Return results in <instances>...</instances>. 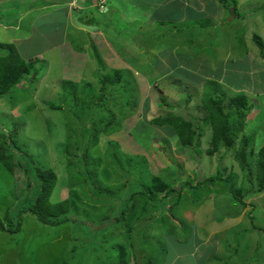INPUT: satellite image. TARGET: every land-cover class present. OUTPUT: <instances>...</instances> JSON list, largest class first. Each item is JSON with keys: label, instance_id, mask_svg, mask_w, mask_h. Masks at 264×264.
Wrapping results in <instances>:
<instances>
[{"label": "rangeland", "instance_id": "rangeland-1", "mask_svg": "<svg viewBox=\"0 0 264 264\" xmlns=\"http://www.w3.org/2000/svg\"><path fill=\"white\" fill-rule=\"evenodd\" d=\"M56 1L68 0H0V43L13 44L32 64L31 73L0 98V134L10 132L20 148L14 173L0 161V264H66L69 257V264H264V191L253 192L256 180L234 157L248 136V162L255 169L253 149L264 145V96L241 92L254 110L228 152H209V122L193 147L180 146L177 135L151 124L171 111L206 122L201 99L213 80L264 90V66L251 72L254 66L238 58L255 34L264 40V0H237L236 13L231 7L221 17L219 0H98L94 9L81 12L79 23L67 7L43 9ZM212 20L218 24L183 35ZM242 67V75L233 73ZM116 69L126 84L104 85L102 79ZM227 87L222 89L228 95L237 94ZM24 154L57 175L51 202L69 200L86 225H45L25 211L21 233L8 232L18 221L20 203L31 197L29 174L19 164ZM134 154L147 158L143 174L162 177L173 192L157 208L148 205L130 231L114 223L115 233L99 237L97 229L119 217L121 198L134 190L130 186H141L143 177L133 176L132 158H125ZM90 158L94 166L101 159L98 179L105 185H124L115 191L120 200L93 193L99 184L86 177ZM112 165H120L122 177ZM220 170L221 180L206 179ZM231 172L239 175L242 201L225 181ZM188 179L193 187L181 188Z\"/></svg>", "mask_w": 264, "mask_h": 264}, {"label": "trees", "instance_id": "trees-1", "mask_svg": "<svg viewBox=\"0 0 264 264\" xmlns=\"http://www.w3.org/2000/svg\"><path fill=\"white\" fill-rule=\"evenodd\" d=\"M220 4L225 8H233V12L237 11V0H219ZM254 44L259 47L264 55V40L263 38L255 34ZM0 47L5 49L6 52L0 54V98L1 96L8 94L22 77L29 75L32 69V64L27 63L26 60H23L19 54H17L16 47L13 44L9 43H0ZM153 69L157 67L154 63L151 64ZM159 70V69H158ZM157 70V76L159 72ZM104 85L113 84L117 85L119 83H125L123 78V72L120 69H116L115 73L108 74L102 79ZM76 87V86H74ZM223 85L216 80H213L212 84H209L208 89L204 92L201 99L202 109L206 112V122L198 120L199 123L193 121L192 119H187L181 114L176 112H168L163 115L157 116L151 122L154 127H158L164 130H169V133L172 135H177L178 144L184 147H193L198 142L203 126L209 122L211 127V136L210 143L212 148L209 150L210 153H215L220 150V148H225V151H230L234 148V144L238 139L241 133H244L247 123H249V115L254 110V106L248 104V99L245 94L237 93L234 95H228L227 92L223 91ZM77 94L76 90L71 91ZM74 97V96H73ZM165 105L169 104L164 100ZM169 107H173L170 105ZM209 119V120H208ZM171 131V132H170ZM99 133L94 134V139L88 144V147L85 149L84 156L86 158L90 157L89 149L97 142ZM3 135V136H2ZM248 136H243L241 139V145L238 149L235 150L234 157L239 163V167L243 172H249L248 175L251 178L255 179L257 186L253 185L254 193H261L264 191V145L258 150L253 149L256 153H253L255 157V169H252V166L249 161L251 157V144ZM20 148L16 146L15 141L12 139V134L10 132H3L0 134V161L8 169L10 173H14L15 164H14V154L15 151ZM250 150V152H249ZM114 160V157H112ZM125 158H132L129 162V167L133 172V176L141 175L143 177L141 186L138 189H135L128 195L126 198H121V206L119 217L117 216L108 227H102L97 229L95 234L100 237L104 235L110 237L112 233L117 231V228L111 229L114 223L124 226L130 231L132 223H136L138 220L144 217V211L148 205L155 206L156 208L162 205L169 194L173 192L172 185L165 181L162 177L158 175H152L149 172L143 174V165L147 164V158L144 155L134 154ZM83 163V162H82ZM91 158L88 163H84L85 174L87 178L95 177L96 181L99 184V187H94L93 193L100 197L105 195L107 197L119 198L120 195L116 194L115 191H122L124 188L123 184H118L114 186H107L98 179L97 168L101 164V159L98 160L96 166L90 164ZM118 163V162H117ZM19 164L24 169V172L29 174L31 181V197L24 202L20 203V209L18 211V221L14 227L8 229L13 235L20 234L22 231V219L23 213L25 211L34 215L39 222L45 225H61L66 222H72L74 226L86 225L87 221L85 218H82L80 214L74 215L73 207L74 205L69 200L60 201L58 203H52L50 198L56 184L57 175L50 169L42 170L39 169L36 164L24 154L21 157ZM88 164H90L88 166ZM114 173L118 174V177H122L120 174V165H117L118 169L112 165ZM96 172V173H94ZM223 172L220 170V173L215 176H209L208 180H221ZM205 179V180H206ZM239 179V175L231 172L226 178L225 181L228 183L229 191L234 197L242 201L243 197L241 196L242 187L236 188V180ZM181 184L192 186L189 179L186 182H181ZM133 189V188H132ZM166 192L164 196H161V193ZM33 197V198H32ZM176 202V201H175ZM178 203V201L176 202ZM175 203V204H176ZM104 220H106L104 218ZM123 222V223H122ZM77 224V225H76ZM0 228H3V223L0 218ZM109 229L107 232L105 230ZM4 229V228H3ZM126 229V230H127ZM1 232V230H0ZM101 233V234H100ZM100 234V235H99ZM102 234H104L102 236ZM38 249V248H36ZM39 250V249H38ZM86 250V248L84 249ZM116 251V248H115ZM73 253V252H72ZM74 256V255H73ZM69 258L65 259L66 264H69ZM37 260L31 264H37ZM49 264V263H47ZM64 264V263H59ZM71 264V263H70ZM81 264V263H76Z\"/></svg>", "mask_w": 264, "mask_h": 264}, {"label": "crops", "instance_id": "crops-1", "mask_svg": "<svg viewBox=\"0 0 264 264\" xmlns=\"http://www.w3.org/2000/svg\"><path fill=\"white\" fill-rule=\"evenodd\" d=\"M111 1H114V0H111ZM91 2V1H90ZM137 2V1H136ZM110 3L109 5H114V4H111L112 2H108ZM220 3V2H219ZM133 4V2H132ZM147 4V3H146ZM135 5V4H134ZM201 6H197V7H204V6H207V4H200ZM47 6H56V7H67L69 10L72 9V12L75 13L74 14V18L76 20L77 23H79V20L82 19L84 16L82 15L83 12H87L88 10L90 9H94L96 6H98V4H95L94 3V0L93 2L91 3H87V0H68V1H64V2H61V1H56L50 5H44L43 6V9H45ZM103 7V6H102ZM105 7V6H104ZM196 7V8H197ZM98 8V7H97ZM195 8V10H197ZM93 11V10H92ZM225 11H227V9H225L223 6L219 5L218 8H217V14H216V17H221L222 14H225ZM82 12V13H81ZM235 13V12H234ZM78 14V15H76ZM221 14V15H220ZM80 16V17H79ZM159 19V17H157ZM220 19V18H219ZM214 20L211 21L210 24H208L206 22V25L203 26V24H194L192 30H189L187 31L185 34V37L186 35L189 34L190 35H193L194 33L200 31L201 29H203L204 27H209L211 28L212 25H217L218 23H213ZM86 24L85 26L88 27H92V22H90L88 19H86ZM162 22V21H161ZM159 22V23H161ZM165 22V21H163ZM3 24L2 21H0V25ZM73 25V24H72ZM76 26V25H75ZM82 28H83V25H80ZM163 28L164 29H167L168 30H171L170 27H165V25H163ZM174 28V27H172ZM172 31V30H171ZM192 33V34H191ZM202 35L204 36V33L202 32ZM262 36L264 37V30L262 32ZM69 39V38H68ZM251 46L246 48L245 49H242L241 50V53L239 55L238 58H246L248 60V63L249 65H253V69L249 67V70L251 72L257 70V68H262L264 66V55H263V52L261 49H259V47H257L255 44L251 43L250 44ZM242 71H243V67L242 68H237L233 71V73H236L237 75H242ZM252 75V73H250ZM261 80H263L264 78L261 77ZM216 81H219L225 88L227 87L226 84H224L223 80L222 79H217ZM230 90L236 92V93H241V92H245V93H248V94H253L254 96H256L257 98L258 97H263L264 96V90H262L261 92H256V90H251L248 91L245 87H240L236 81H234L233 83H230ZM250 94V95H251Z\"/></svg>", "mask_w": 264, "mask_h": 264}, {"label": "water", "instance_id": "water-1", "mask_svg": "<svg viewBox=\"0 0 264 264\" xmlns=\"http://www.w3.org/2000/svg\"><path fill=\"white\" fill-rule=\"evenodd\" d=\"M94 3L97 4L98 3V0H94Z\"/></svg>", "mask_w": 264, "mask_h": 264}, {"label": "clouds", "instance_id": "clouds-1", "mask_svg": "<svg viewBox=\"0 0 264 264\" xmlns=\"http://www.w3.org/2000/svg\"><path fill=\"white\" fill-rule=\"evenodd\" d=\"M98 4V3H97Z\"/></svg>", "mask_w": 264, "mask_h": 264}]
</instances>
